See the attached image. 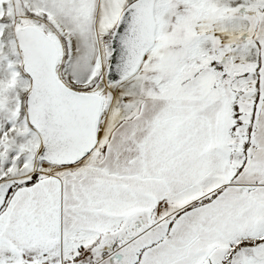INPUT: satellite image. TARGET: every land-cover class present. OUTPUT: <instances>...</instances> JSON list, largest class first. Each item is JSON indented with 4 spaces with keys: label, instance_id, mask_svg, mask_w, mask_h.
Returning a JSON list of instances; mask_svg holds the SVG:
<instances>
[{
    "label": "snow or ice",
    "instance_id": "obj_1",
    "mask_svg": "<svg viewBox=\"0 0 264 264\" xmlns=\"http://www.w3.org/2000/svg\"><path fill=\"white\" fill-rule=\"evenodd\" d=\"M0 264H264V0H0Z\"/></svg>",
    "mask_w": 264,
    "mask_h": 264
}]
</instances>
